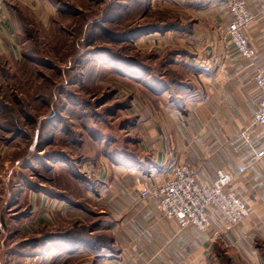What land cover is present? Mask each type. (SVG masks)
<instances>
[{"label":"crops","instance_id":"crops-1","mask_svg":"<svg viewBox=\"0 0 264 264\" xmlns=\"http://www.w3.org/2000/svg\"><path fill=\"white\" fill-rule=\"evenodd\" d=\"M32 1L37 10L42 2L51 9L45 0ZM230 1L172 0L180 5L177 16L188 29L153 31L139 38L153 37V59L158 62L153 64V80L132 78L137 82L129 87L132 99L124 114L133 123L120 130L131 140L124 144L118 139L106 148L104 137L100 156L80 166L83 175L70 173L86 197L59 191L56 215H48L45 209L54 197H40V190L28 186L27 198L35 191L40 200L33 230L47 219L54 221L50 226L90 222L92 235L108 237V246L60 249L66 251L61 258H81L80 264H264V125L250 126L261 95L252 76L256 68L264 71V0H245L255 15L244 30L255 51L251 60L223 38L222 29L232 18ZM11 2L0 0V61L6 63L18 61L22 51L10 30ZM163 56L169 59L163 62ZM89 136L99 140L90 131ZM259 151L263 154L258 156ZM60 161L56 164L64 168ZM237 161L246 166L245 173L236 175ZM177 162L193 167L196 179L205 184L214 181L218 168L233 174L229 188L247 205L246 219L231 226L209 207L211 226L199 231L161 216L157 197L141 191L165 180Z\"/></svg>","mask_w":264,"mask_h":264},{"label":"rangeland","instance_id":"rangeland-1","mask_svg":"<svg viewBox=\"0 0 264 264\" xmlns=\"http://www.w3.org/2000/svg\"><path fill=\"white\" fill-rule=\"evenodd\" d=\"M39 1L41 3V0ZM45 1L46 5L47 2L51 5V9L44 7L42 2V7L37 10L32 0L29 3L25 0H12V4L8 5L13 25L10 30L15 40H20L22 51L18 61L14 58L7 61V71L0 70L2 114L8 121L9 115L14 117V123L10 118L12 125L9 128L17 126L19 131L24 128L32 139L37 125L32 124L31 120L38 119L40 123L44 121L43 125L45 121L50 124L54 121V118L50 120V116L59 113L63 124L71 125L79 133L78 136L85 142V146L80 148L76 142H62L59 130H49L47 136H54L57 141L45 144L38 152L31 150L28 154L25 149L27 138L13 133L12 130L16 129L7 130L0 127V264H80L83 260L61 258L66 251L53 250L50 247L53 246L52 242L48 249L31 250L29 244L38 243L47 234L51 236L53 233H63L66 227L72 226L70 222L50 226L54 221L47 219L46 223L40 222L39 227L33 230L30 225L39 221L37 207L40 202L36 198L35 189L40 190V197L43 194L48 198L54 197L51 206L45 209L48 215H56L54 201L59 198V191L69 197L85 196L73 182L70 173L83 175L80 166L89 162L88 159H97L100 156L99 148L104 137L107 140L109 136H115L122 141L125 133H122L119 127L122 125L125 110L111 109L119 102H127L128 95H131L129 87L137 81L132 79L135 75L117 73L110 65L93 81L91 73L95 71L91 70L92 66L86 68L74 64L75 54L79 53L80 57H83V54L89 53L92 61L107 53L114 56V53L119 52L125 56L139 55L148 65L152 63L153 68V64L158 63L153 59V37L138 42L144 35L141 34L132 41L121 42L111 36L120 35L136 24H149L153 21H160L162 24L173 18L180 21V15L177 16V13L180 14L177 9L180 7L178 2L147 0V9L140 15L115 23L103 19L100 21L102 26L93 27L96 29L95 34L89 37L85 32L92 28L90 23L93 19L117 12V5L126 0ZM157 2L161 4L156 5ZM149 53H152V56ZM82 59L83 62L86 60L84 57ZM71 64L76 68L70 70ZM67 68L72 74L67 72ZM75 70L77 77L72 79ZM83 100L87 102L83 103ZM88 113L91 115H87ZM84 116L89 126L101 133L99 140L91 139L90 128L85 127L84 131ZM54 125L59 126L57 123ZM93 150L97 151L96 154H93ZM34 154L39 157L36 158ZM29 157L34 159L26 165L25 159ZM59 160H63L64 168L56 164L62 162ZM77 179L86 183L80 178ZM30 185L33 186L31 190H35V194L30 193L32 199L29 194L27 198L26 194ZM86 225H90V222ZM38 238L41 239L37 242ZM50 249L52 252L49 253Z\"/></svg>","mask_w":264,"mask_h":264},{"label":"built area","instance_id":"built-area-1","mask_svg":"<svg viewBox=\"0 0 264 264\" xmlns=\"http://www.w3.org/2000/svg\"><path fill=\"white\" fill-rule=\"evenodd\" d=\"M228 11L232 18L228 26L222 29L225 40L245 59L251 60L254 48L244 35V30L255 20V15L247 7L245 0H231ZM261 95L257 102L250 123L251 128L264 125V71L256 68L253 73ZM259 155L263 151H259ZM236 175L245 173L246 166L236 162ZM234 175L224 168H218L211 184L201 183L196 179L195 169L185 163L171 164L168 177L155 186L144 188L142 195H154L158 200L161 216L175 219L181 227L193 225L199 231H206L211 226L208 210L214 209L231 226L242 223L248 216L249 209L245 202L229 188Z\"/></svg>","mask_w":264,"mask_h":264},{"label":"trees","instance_id":"trees-1","mask_svg":"<svg viewBox=\"0 0 264 264\" xmlns=\"http://www.w3.org/2000/svg\"><path fill=\"white\" fill-rule=\"evenodd\" d=\"M147 0H126L125 2L119 3L118 6V10L115 13H108L106 14V17H104L103 15H101L100 17H98L97 19H93V21L90 23L92 28L89 31H86L85 33L88 35L89 37H93L95 34L96 29H94L93 27L95 26H99L102 23L100 21H103V19H107L110 22H119V21H123L127 18H131L133 16L136 15H140L143 11H145L147 9ZM98 21V22H97ZM102 26V25H101ZM187 27V25L182 26L179 21H177L176 18L173 19H169L164 21L162 24L160 23V21H153L152 23L149 24H142V25H133L130 28H127L125 32L121 33L120 35H115V36H111L113 39H116L118 41H125V40H130L132 41L134 38L138 37V35L141 34H145V33H149V32H153V31H166V30H172V29H177V30H181V29H185ZM87 39V38H86ZM106 54V53H105ZM115 56L112 53H107V55H101V57L95 59L94 61H92L91 59V55L88 53L83 54V57L86 59L84 62L82 61L83 57L79 54L76 53L75 56L73 57V61L74 64L77 65H81V66H85L86 68H88V66H92L91 70L95 71L91 73V79L94 81L95 78L99 75L103 74V70L104 68H106V66H111L112 69H114L117 73H130L131 75H135L137 77L139 76H144L146 77L147 80H153V68H152V63L151 64H147V61L145 62L143 60V58L139 57V55L135 56V55H128L125 56L123 55V53H114ZM152 56V53H149ZM148 56V57H151ZM113 57V58H112ZM163 60V62L167 61L169 58L167 56H163L161 58ZM8 64H6V60L0 61V70L5 72L7 71L6 66ZM163 67H166V64L163 63ZM76 68L75 65H70V70ZM69 68H67V72L69 74H72L71 72L68 71ZM168 71H170L169 76L172 73V68H169ZM74 78L77 77V71L75 70L74 73ZM172 78V76L170 77ZM96 86V85H94ZM88 89V87H87ZM132 96L128 95V100L123 101V102H119L116 105H114V109H111V111H118L119 109H126L127 107L130 106V102H131ZM83 103L87 102L85 100L82 101ZM2 106L0 103V127L6 128L7 130L9 129H16L15 131H13V133H16L17 135H21L24 138H27V143H26V147L25 149L28 150V154L30 153V151H35L44 147L45 144H48L50 142H56V138L54 136H47V133H49L48 131L51 130H59L58 132L62 134L61 136V141L62 142H66V141H72L73 143H77L79 145L80 148H82L85 144V142L78 136V132L75 131L71 125H66L65 123L63 124V122L60 120L59 117V113H53L52 117L50 116V120L52 118H54L53 122H51L50 124L45 121L44 125L42 121L40 123V121L38 122V119H34L31 120L32 124H36L37 127L35 128L34 132H33V138L31 139V135L27 133V131L22 128L23 130L19 131L18 127L16 126V128H13L15 126H11L12 123L10 124V118L11 121L14 123V117H11L12 115H9V121L4 119V115L2 114ZM107 112H109V108L107 109ZM86 114V113H85ZM87 115H91V114H87ZM86 115V116H87ZM36 120V121H35ZM44 120V119H43ZM54 123L59 124V126L54 125ZM133 123V117L129 116V115H124V118L122 119L121 122V127H119L120 129L128 127L130 124ZM51 125V128H49V126ZM82 125L84 126V131H85V127L86 128H90L89 130L91 131V134L93 135V137L99 139V137L101 136V133L99 131H95L92 129V127L89 126L88 121L86 120L85 116L82 118ZM87 125V126H85ZM68 135L67 138H65V135ZM27 135V137H26ZM29 139V140H28ZM119 139V138H118ZM117 137L113 136V137H108L106 140V148L108 146H110V144L115 143L117 140ZM131 140V136H127V137H123L122 142H126ZM135 140H132V142ZM125 144V143H124ZM24 149V150H25ZM27 154V155H28ZM37 157H39L38 154H34ZM26 157V156H25ZM34 158L29 157L28 159H25V163L26 165H28L31 161H33ZM27 182L29 184L30 181L27 180ZM30 187H33L32 185H30ZM93 228V225H86V224H73V226L71 227H66L62 232L57 233L59 236H49V234H47L46 236H44V238H38L37 242L35 244H32L30 246L31 250H43L46 249L48 247V245L50 244V242L53 243L54 246H56L59 249H66L69 251L75 250L76 248H78L79 246H81L82 244H95L98 248L100 247V245H109L108 242V237L107 235H92L90 232ZM41 232V231H40ZM53 238V239H51ZM53 240H58V241H53ZM92 242V243H91ZM224 260H226L225 257H223Z\"/></svg>","mask_w":264,"mask_h":264}]
</instances>
